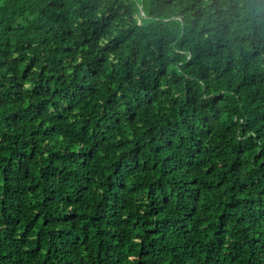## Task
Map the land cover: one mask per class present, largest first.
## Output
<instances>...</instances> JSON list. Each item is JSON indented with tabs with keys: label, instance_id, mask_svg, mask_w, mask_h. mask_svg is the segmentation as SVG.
Returning <instances> with one entry per match:
<instances>
[{
	"label": "trees",
	"instance_id": "trees-1",
	"mask_svg": "<svg viewBox=\"0 0 264 264\" xmlns=\"http://www.w3.org/2000/svg\"><path fill=\"white\" fill-rule=\"evenodd\" d=\"M0 264H264V0H0Z\"/></svg>",
	"mask_w": 264,
	"mask_h": 264
}]
</instances>
